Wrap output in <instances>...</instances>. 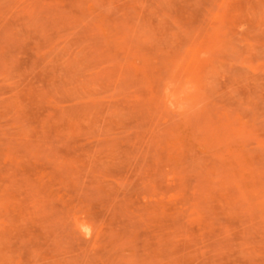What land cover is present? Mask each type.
Segmentation results:
<instances>
[{
  "label": "rangeland",
  "instance_id": "1",
  "mask_svg": "<svg viewBox=\"0 0 264 264\" xmlns=\"http://www.w3.org/2000/svg\"><path fill=\"white\" fill-rule=\"evenodd\" d=\"M0 264H264V0H0Z\"/></svg>",
  "mask_w": 264,
  "mask_h": 264
}]
</instances>
